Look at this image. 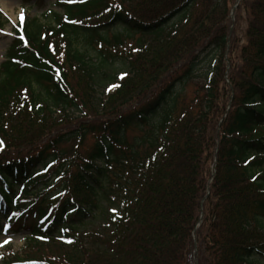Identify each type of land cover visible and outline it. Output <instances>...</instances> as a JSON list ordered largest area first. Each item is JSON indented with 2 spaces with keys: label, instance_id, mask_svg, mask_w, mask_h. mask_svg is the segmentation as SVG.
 <instances>
[{
  "label": "trees",
  "instance_id": "16d2710c",
  "mask_svg": "<svg viewBox=\"0 0 264 264\" xmlns=\"http://www.w3.org/2000/svg\"><path fill=\"white\" fill-rule=\"evenodd\" d=\"M56 4L0 64L2 264H264V0Z\"/></svg>",
  "mask_w": 264,
  "mask_h": 264
},
{
  "label": "rangeland",
  "instance_id": "374dc122",
  "mask_svg": "<svg viewBox=\"0 0 264 264\" xmlns=\"http://www.w3.org/2000/svg\"><path fill=\"white\" fill-rule=\"evenodd\" d=\"M57 1L58 0H27L26 2H24V0H0V64L5 60V53L12 44V41L14 39V32L17 30V28L21 27L24 21L27 22L31 19H34L37 20L39 24L48 26V24L52 23L53 13L62 14V9L58 7V5L56 4ZM3 2L8 4L12 2L11 4V7L13 8L12 13L10 12L6 13L3 10L2 8ZM236 22L237 23H235L234 26L235 39H238L240 45L245 44V40H246L245 19L244 17L243 18L241 17V20L240 21L237 20ZM42 35H43V39L46 38L48 39L50 34H48L47 31H44ZM48 41L51 48H54V46L57 47L58 43L62 44V40L59 37L55 39H49ZM25 93H26L25 91L18 92V95L20 94L21 96L22 95L26 96ZM24 102H26V100H24ZM86 112L89 115L91 114V112L88 109H86ZM10 113L14 114L13 111H11ZM20 113L21 112H18V114ZM4 115L7 116L6 113H4ZM5 116H4L5 119L9 117V116L5 117ZM23 117L24 116L22 113L21 116L19 115L17 116L19 120H23ZM57 118L55 121L59 122L60 117ZM77 120H79V118H74L72 122H64V124H59L55 126V130L58 129L60 131H67L68 129L76 128L78 122L75 121ZM7 122L5 121L4 123L9 124ZM21 123L24 124V121L20 122L19 124ZM22 134L24 135L25 133L23 132ZM35 139L36 140H34L35 141L34 145H37L38 148H40L41 146L47 143V140L42 139L39 134L38 136H36ZM92 143L93 140L90 139V137L88 136L84 138L82 144H79V142H77L76 140H71L67 143L65 142L60 144L58 148L67 152L77 151L78 153H85L87 149L86 147H90ZM3 149H4V144L0 140V153L2 152ZM62 159L56 161H62ZM4 222H5L4 218H2L1 223ZM93 223L94 224H90V225L88 224L86 227H84V229L88 231L94 230L96 228L95 226H97L98 219H95ZM27 237L28 234H26L25 231L18 233L0 234V264H2L3 261L5 260H9L13 256L23 259L26 255H28V253L33 254L32 251L30 250L29 243H26ZM43 248H46V246H44ZM29 251H31V253Z\"/></svg>",
  "mask_w": 264,
  "mask_h": 264
},
{
  "label": "bare ground",
  "instance_id": "6f19581e",
  "mask_svg": "<svg viewBox=\"0 0 264 264\" xmlns=\"http://www.w3.org/2000/svg\"><path fill=\"white\" fill-rule=\"evenodd\" d=\"M11 4H12V2H10V4L5 3V2L2 3V8H3V10H4L6 13H7V12L12 13V12H13V8L11 7Z\"/></svg>",
  "mask_w": 264,
  "mask_h": 264
}]
</instances>
